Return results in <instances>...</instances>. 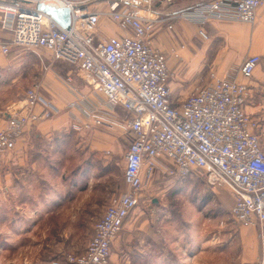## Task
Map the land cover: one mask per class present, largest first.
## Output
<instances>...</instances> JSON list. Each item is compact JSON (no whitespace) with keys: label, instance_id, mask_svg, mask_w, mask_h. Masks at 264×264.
Masks as SVG:
<instances>
[{"label":"built area","instance_id":"built-area-1","mask_svg":"<svg viewBox=\"0 0 264 264\" xmlns=\"http://www.w3.org/2000/svg\"><path fill=\"white\" fill-rule=\"evenodd\" d=\"M153 3L0 0V29L11 36L10 43L0 39V52L8 55L11 46L44 50L53 62L77 67L109 106H83L82 98L70 103L68 109L79 112L72 117L71 129L82 133L119 126L132 138L125 154L128 190L111 199L83 253H68L49 264H109L112 244L156 172L177 178L203 175L211 186H227L234 198L230 214L235 223L258 230L260 253L253 264H264V149L259 122L246 111L249 88L233 75L211 73L205 86L175 105L168 60L152 43L160 22L152 15ZM40 4L69 9L70 30L40 10ZM263 6L264 0H204L166 20L167 28L173 31L172 21L180 19L196 24L206 40L208 22L255 24ZM107 16L118 25L119 34L101 35L100 22ZM260 63V56H247L238 72L250 79ZM24 101L0 130V155L13 151L29 126L60 113L36 87L26 91ZM117 108L126 113L121 123L115 117Z\"/></svg>","mask_w":264,"mask_h":264},{"label":"rangeland","instance_id":"rangeland-1","mask_svg":"<svg viewBox=\"0 0 264 264\" xmlns=\"http://www.w3.org/2000/svg\"><path fill=\"white\" fill-rule=\"evenodd\" d=\"M113 28L120 31L108 16L103 17L101 35L110 36ZM0 39L11 42L1 29ZM169 60L177 93L187 98L205 85L203 71L193 78L184 59L174 58L173 67ZM55 63L70 71L65 84L78 93L77 102L82 98L83 106L110 109L79 76L77 67ZM55 63L44 50L11 46L8 55L0 53V110L6 109L7 101L24 98ZM115 117L120 123L125 119L122 111H116ZM71 123L63 133L62 149L57 153L50 149L47 161L39 160L34 167L27 162L15 167L1 164L0 264H49L68 253H83L111 199L128 190L124 181L127 135L114 127L120 135L115 132L117 147L109 153L98 145L102 139L96 130L77 133ZM257 132L264 147V127L259 125ZM36 145V150L44 149L41 141ZM233 202L227 186H211L203 175L177 178L156 172L129 219L155 225L152 229L163 239L164 264H249L256 255V240L231 217Z\"/></svg>","mask_w":264,"mask_h":264},{"label":"crops","instance_id":"crops-1","mask_svg":"<svg viewBox=\"0 0 264 264\" xmlns=\"http://www.w3.org/2000/svg\"><path fill=\"white\" fill-rule=\"evenodd\" d=\"M203 1L154 0V14L152 15L160 22L153 35V46L160 50L168 60L171 58L170 53L173 59H184L186 65L191 67L189 75H192L193 78L203 71L204 79H206L205 85L209 82L211 73L220 77L233 75L240 83L246 84L249 88L246 111L259 122L260 126L264 127V6L258 10L255 24L227 21L208 22L204 26L208 39L203 41L199 40L197 36L199 27L196 24L176 19L172 21L174 30L171 31L167 28L169 21L166 20ZM113 30L110 35L120 33L115 28ZM250 55L260 56L261 63L253 77L245 79L238 71L244 59ZM172 58L171 61L169 60L171 67L176 65ZM70 76L67 67L58 65V63H55L54 68H50L44 73L35 87L41 98L54 103L60 109V113L42 123L29 126L22 138L18 140L15 149L0 155V166L6 163L15 167L27 162L28 166L32 164L34 167V164L39 160H48L47 154L52 155V153H48L50 149L54 148L53 153L62 149L63 133L69 130L73 115L79 113L76 110L68 109V105L76 101L78 95L75 91L73 92L72 87L65 84L66 79ZM79 76L81 75L79 74ZM169 86L173 103L179 105L186 96L183 97L182 93L176 92L173 81L170 80ZM24 98L7 101L6 109L0 110V130L6 126L10 115L23 108ZM116 111H122L126 117V113L121 108H117ZM94 130H96V136L102 139L101 144L98 143L101 149H107L109 153L116 149L118 139L114 137V134L115 132L116 136L120 134L118 130L114 129V126L94 127L89 131ZM120 130L123 131L121 127ZM124 134L126 133L124 132ZM126 135L128 149L132 138L131 135ZM40 141L44 144V149L38 151L36 144ZM129 217L125 220L120 234L112 244L109 264H164L163 239L156 230L152 229L155 225L147 226L148 220H133ZM247 234L256 240L254 241L256 255L249 263L253 264L260 253L258 230L250 228Z\"/></svg>","mask_w":264,"mask_h":264},{"label":"water","instance_id":"water-1","mask_svg":"<svg viewBox=\"0 0 264 264\" xmlns=\"http://www.w3.org/2000/svg\"><path fill=\"white\" fill-rule=\"evenodd\" d=\"M38 8L50 15L62 28L70 30L71 19L69 9H57L44 4H40Z\"/></svg>","mask_w":264,"mask_h":264}]
</instances>
